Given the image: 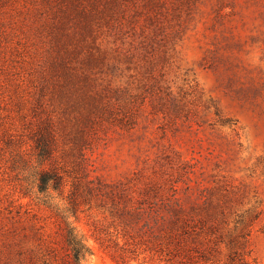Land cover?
<instances>
[{"label":"rangeland","instance_id":"rangeland-1","mask_svg":"<svg viewBox=\"0 0 264 264\" xmlns=\"http://www.w3.org/2000/svg\"><path fill=\"white\" fill-rule=\"evenodd\" d=\"M106 8L86 28L74 0H0V264H63L59 211L93 250L83 264H165L144 245L119 258L89 180L175 189L264 264V0ZM41 171L61 187L38 192Z\"/></svg>","mask_w":264,"mask_h":264},{"label":"trees","instance_id":"trees-1","mask_svg":"<svg viewBox=\"0 0 264 264\" xmlns=\"http://www.w3.org/2000/svg\"><path fill=\"white\" fill-rule=\"evenodd\" d=\"M90 5L74 0V9L79 10L86 28L91 27V21L107 9L108 3L117 0H91ZM104 5V8H103ZM102 9V10H101ZM89 13V14H87ZM91 31V30H87ZM39 155L45 157L49 153L47 143L40 142ZM88 194L108 207L111 217L119 228L118 237L124 240L123 245L114 241L113 248L123 261L137 255L139 250L148 252L151 257L158 258L165 264H242V258L231 247L235 238L229 237V242L220 232L221 221L197 213L195 204H188V198L177 195L176 190L169 196L156 193L151 196V189L140 191L141 198L136 196V190L131 186L116 182L99 181L93 184L88 181ZM37 191L48 192L51 188L58 190L62 185L59 174L41 171L37 178ZM72 212L75 203L70 201ZM59 211V210H57ZM63 219L61 224L63 241L66 248L63 264H83L90 255L92 248L86 243L77 228L65 214L58 213ZM121 229V230H120ZM111 240V239H108ZM230 247L228 258H222V245ZM110 246V243L107 247Z\"/></svg>","mask_w":264,"mask_h":264}]
</instances>
